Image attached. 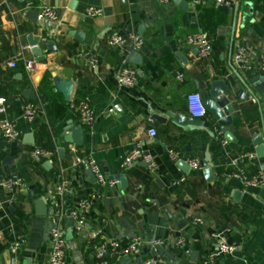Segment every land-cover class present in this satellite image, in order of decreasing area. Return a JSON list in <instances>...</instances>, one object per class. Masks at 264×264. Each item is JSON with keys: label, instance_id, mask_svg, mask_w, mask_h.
Listing matches in <instances>:
<instances>
[{"label": "crops", "instance_id": "1", "mask_svg": "<svg viewBox=\"0 0 264 264\" xmlns=\"http://www.w3.org/2000/svg\"><path fill=\"white\" fill-rule=\"evenodd\" d=\"M234 1L225 12L200 0H173L170 4L159 0H0V98L9 103L10 118L21 132L18 143L0 136V202L4 206L0 264H11L14 245L19 248V264H47L49 191L66 179L73 203L96 195L89 168L77 164V157L90 154L108 179L122 175L126 186L100 193L81 235L73 231L72 218H64L69 264H95L86 240L101 228L106 239L119 245L111 252V264H144L151 258L157 259L156 264H203L209 256H215L213 264H264V187L246 188L230 177L238 167L264 176V153L259 157L255 144L257 136H264V0ZM43 7L55 9L58 20H39ZM91 7L102 10L103 16L89 17ZM198 32L212 44L209 59L199 60L197 50L186 42L190 34ZM114 33L141 35L144 50L109 48L107 39ZM32 37L52 41L43 51V62L31 52L28 39ZM242 46L249 49V55L240 67L236 54ZM83 52L96 57V68L78 58ZM12 61L17 63L14 69L8 66ZM30 61L31 70L27 68ZM124 66L136 70L137 80L133 87L119 89L116 74ZM178 73L184 74L183 82L177 80ZM56 79L73 82L71 99L87 100L95 111L93 128L83 129L82 146L68 144L61 137L68 122L80 124L69 111V102L55 91ZM215 81H224L229 87L234 108L232 142L216 132L219 126L208 112L201 120L207 128L192 131L171 120H153L167 112L189 117L188 95L199 93L205 100ZM44 82L57 101L66 103L68 119L61 121L52 114L53 100L44 95ZM242 92L254 96L257 103L241 101ZM30 93L36 100L30 99ZM29 104L40 106L33 123L23 119ZM152 128L158 132L153 140L148 137ZM28 136H33L34 145L27 143ZM222 140L228 142L226 147ZM135 145L156 159L157 173H151L142 162L121 169L122 160ZM71 146L77 147V154ZM216 146L221 148L219 156ZM36 149L50 152L51 158L36 162L32 158ZM171 151L179 153L181 161L171 160ZM207 152L214 164L212 182L207 181L204 169L184 173L178 167L179 162L189 165L194 159L204 162ZM248 153H255V158L238 162ZM13 176L23 181L24 189L12 195L1 181ZM183 177L186 181L179 183ZM44 198L47 215L41 216L36 202ZM135 235L148 241L141 255L121 256ZM223 244L235 250L223 253Z\"/></svg>", "mask_w": 264, "mask_h": 264}, {"label": "built area", "instance_id": "2", "mask_svg": "<svg viewBox=\"0 0 264 264\" xmlns=\"http://www.w3.org/2000/svg\"><path fill=\"white\" fill-rule=\"evenodd\" d=\"M173 0H159L161 4H170ZM205 3H210L216 6H224L232 8L236 3L234 0H200ZM87 15L91 18H100L103 16V11L96 8H89ZM38 19L41 21L55 22L58 20V14L55 9L49 7H43L39 9ZM187 44L195 48L198 52L199 60L209 59L213 54V47L211 42L203 33H192L186 38ZM145 40L141 35L136 33L118 34L114 33L107 39V46L112 49H128L134 52H141L145 48ZM249 55V49L246 46L239 48L236 54L237 64L242 67L247 62ZM78 58L84 59L86 63L92 67H97V59L91 52H83L78 55ZM14 69L17 66L16 61H12L8 65ZM33 63L30 61L27 63V68L32 69ZM261 71L264 73V59L262 62ZM179 82L184 81V74L178 73L176 76ZM137 80L136 70L124 66L121 67L116 74V85L119 89H125L133 87ZM241 101H249L256 104L257 99L249 95L247 92L240 94ZM10 105L4 98H0V136L9 143H18L21 139V132L18 129L17 124L10 118L9 111ZM68 109L74 113L78 119L80 126L88 129H92L96 114L92 105L87 100H73L68 103ZM40 106L37 104H29L25 107L23 113V119L27 123H33L38 116ZM187 111L191 119L204 120L207 117V110L203 104V98L199 93H191L187 97ZM113 112L112 110L110 113ZM220 135L221 132L216 130ZM158 132L152 128L148 131V137L150 139H156ZM222 145L226 147L228 142L222 140ZM71 151L74 154L78 153V149L75 146H71ZM50 152L36 149L32 153V158L40 163L45 159L51 158ZM170 159L174 161H181L179 153L171 151L169 153ZM255 158V153L243 154L239 158L238 162L244 163L246 161ZM142 162L146 165L151 173H157L160 170L159 164L156 159L147 151H145L140 145H135L125 156L121 162V169L125 170L135 163ZM85 163L89 168L93 177L94 183L97 187V194L88 196L86 198L79 199L76 203L71 201V188L70 182L66 179H62L54 189L49 191V202L52 207L49 212V219L51 223V230L49 233V247L50 254L47 264H69L67 258V239L66 233L63 229L62 222L66 216H70L74 221L73 231L77 235H81L88 226L89 215L94 207L96 200L100 199V193L104 189H113L117 187L120 182L117 180L108 179L101 169L99 163L93 158L92 154L80 158L77 157V164ZM190 169L201 171L204 169V162L200 159H194L189 162ZM230 177L240 180L246 188L250 187H264V176L261 172L251 173L244 167H238L235 173ZM186 179L183 177L179 180V183H184ZM1 185L10 193L14 194L17 191H23L24 184L19 177H7L1 181ZM4 210L3 204L0 202V221L1 214ZM103 224L105 221H102ZM200 223L201 220H198ZM148 244V241L141 235L133 236L128 242L127 246L121 251V256L138 257L142 253L143 247ZM157 246L159 244H156ZM86 247L92 252L95 264H111V252L117 250L119 245L109 239H106L103 235V229L89 235L86 240ZM234 247L223 244L220 251L223 253L233 252ZM12 260L11 264H19V248L14 245L11 249ZM215 256H209L203 264H213ZM157 259H149L144 264H156Z\"/></svg>", "mask_w": 264, "mask_h": 264}, {"label": "water", "instance_id": "3", "mask_svg": "<svg viewBox=\"0 0 264 264\" xmlns=\"http://www.w3.org/2000/svg\"><path fill=\"white\" fill-rule=\"evenodd\" d=\"M177 1V0H176ZM221 10L228 12L229 8L224 6H218ZM78 36H82L78 34ZM82 41V39H79ZM29 47L31 48V52L34 56L37 57L38 62H43L45 57L43 56V51L46 48H50L52 45V41L41 40L40 37H32L28 39ZM184 64L187 63V60L179 55ZM74 83L71 81H62L60 79L55 80V91L59 92L63 95L65 102H70L72 97ZM29 91H26L25 94H28ZM30 99L36 100V96L30 93ZM230 93L229 87L224 81H215L211 85L209 96L203 100V104L208 113H210L214 120L219 126V131L224 134L225 138L232 142L233 137L231 134L230 126L234 123V108L230 104L229 101ZM154 121L165 123L167 120H171L174 124L182 127L185 131H192L194 128H207L205 123L201 120L191 119L182 113H173L167 112L163 113L159 116L153 117ZM214 136V133L212 134ZM61 137L64 138L65 142L68 144H74L76 146H82L84 144V130L81 126H75L71 121L68 122L67 127L63 129ZM263 135L257 136L255 140V144L257 145L256 152L259 157H261V153H264V143H263ZM33 136H28L27 143L29 145H34ZM62 152V151H61ZM144 164V163H143ZM145 165V164H144ZM46 166L50 167V163H46ZM146 166V165H145ZM178 167L184 172L189 173L190 166L185 162H179ZM214 164L212 162V158L209 152L205 154L204 160V176L206 177L208 182L213 181V170ZM111 180H117L120 182L118 186H126V179L119 175ZM159 182V181H157ZM37 209L41 212V216L47 215V206L46 199H39L36 202ZM72 236V230H70L67 234V238L69 239ZM193 258L196 257V253L192 254Z\"/></svg>", "mask_w": 264, "mask_h": 264}, {"label": "trees", "instance_id": "4", "mask_svg": "<svg viewBox=\"0 0 264 264\" xmlns=\"http://www.w3.org/2000/svg\"><path fill=\"white\" fill-rule=\"evenodd\" d=\"M43 93H44V95H46L47 97H49V98H51L52 100H53V113L52 114H54V117H56L57 119H59V120H66V119H68L69 118V116H68V114H67V110H66V103H64V102H61L60 100L59 101H57V99H56V97H57V95H54L53 93H52V88L51 87H48V84L46 83V82H44L43 83ZM48 91V92H47ZM216 137V134L214 133V136H213V138H215ZM221 151V148L220 147H215V153H216V155L217 156H219L220 155V152ZM251 173H255V172H251Z\"/></svg>", "mask_w": 264, "mask_h": 264}]
</instances>
